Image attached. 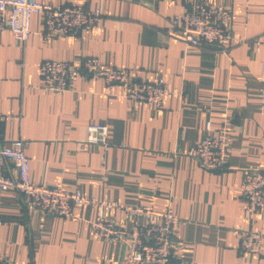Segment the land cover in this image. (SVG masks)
<instances>
[{"label":"crops","instance_id":"1","mask_svg":"<svg viewBox=\"0 0 264 264\" xmlns=\"http://www.w3.org/2000/svg\"><path fill=\"white\" fill-rule=\"evenodd\" d=\"M81 4L101 12L100 28L76 36H47L30 18V36L15 42L0 32V144L21 138L30 180L81 190L90 198L170 209L174 264H264L261 252L239 249V230L264 233V209L250 213L239 186L246 168L264 169V0H210L232 8L223 46H190L163 36L180 0H37ZM95 57L126 68L137 80L163 78L169 94L159 106L128 99L123 86L81 73L62 92L41 88L47 59L75 63ZM225 125L228 167L207 170L186 155L204 124ZM106 123L109 146L86 142L89 124ZM15 190L0 191V253L15 264H99L123 258L125 244L99 239L91 223L98 206L70 216L26 206ZM110 213L127 227L123 214Z\"/></svg>","mask_w":264,"mask_h":264},{"label":"built area","instance_id":"2","mask_svg":"<svg viewBox=\"0 0 264 264\" xmlns=\"http://www.w3.org/2000/svg\"><path fill=\"white\" fill-rule=\"evenodd\" d=\"M175 1V0H166ZM182 11L169 19L163 33L167 39H176L190 46H223L230 37L229 23L232 8L213 4L210 0H180ZM38 14L43 19L47 36H76L80 31L96 30L101 26V12L81 4L57 5L37 0H0V32L8 30L15 42L24 44L31 33L30 18ZM85 73L91 78H102L108 86H123L128 99L145 101L159 106L169 89L163 78L137 80L123 67L105 65L95 57L75 63L70 60L47 59L39 65L41 88L62 92L76 75ZM260 108L264 112V81L261 86ZM0 112V123L10 119ZM106 123L89 124L86 142L109 146ZM25 142L18 138L0 144V191L15 190L24 196L26 206L46 215L67 217L74 207L98 206L99 217L91 223L94 237L127 246L126 255L116 264H174V231L182 220L170 209L156 210L150 206L118 203L102 198H90L81 190H66L61 185H41L30 180L29 159L24 151ZM230 136L225 125L213 127L204 124V135L186 152L207 170L228 167ZM245 209L254 213L264 209V169L246 168L239 186ZM112 209L123 214L124 223H117ZM239 249L245 253L261 252L264 233L258 230H239ZM0 264H15L0 253ZM99 264H113L99 262Z\"/></svg>","mask_w":264,"mask_h":264}]
</instances>
